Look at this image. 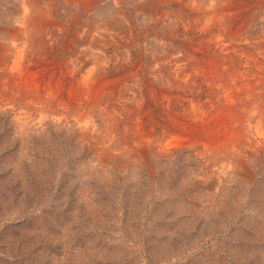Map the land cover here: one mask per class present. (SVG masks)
Wrapping results in <instances>:
<instances>
[{"label": "rangeland", "instance_id": "rangeland-1", "mask_svg": "<svg viewBox=\"0 0 264 264\" xmlns=\"http://www.w3.org/2000/svg\"><path fill=\"white\" fill-rule=\"evenodd\" d=\"M0 58V264H264V0H0Z\"/></svg>", "mask_w": 264, "mask_h": 264}, {"label": "bare ground", "instance_id": "bare-ground-1", "mask_svg": "<svg viewBox=\"0 0 264 264\" xmlns=\"http://www.w3.org/2000/svg\"><path fill=\"white\" fill-rule=\"evenodd\" d=\"M75 1V0H74ZM43 3V2H42ZM44 4V3H43ZM45 4H48V3H45ZM41 9V8H40ZM48 11V10H47ZM47 13V12H46ZM45 13V14H46ZM53 19V18H52ZM50 22H52V21H50ZM55 23V22H54ZM18 27V26H17ZM20 27V26H19ZM42 27V26H41ZM46 27V26H45ZM61 28V27H60ZM15 29H17V28H15ZM44 29V28H43ZM13 33H14V31H13ZM27 36H28V34H27ZM51 36V35H50ZM67 38V37H66ZM25 39H27V38H25ZM104 42V41H103ZM105 43H106V41H105ZM44 47V46H43ZM40 48V47H39ZM13 49H14V47H13ZM22 49V48H21ZM6 50V49H5ZM18 51H20V50H18ZM68 51V50H67ZM2 52V51H1ZM5 54V53H4ZM10 54V53H9ZM2 56V55H1ZM40 56H41V54H40ZM204 58V57H203ZM249 58V57H248ZM1 59V58H0ZM47 60V59H46ZM63 60V59H62ZM14 62V61H13ZM58 62V61H57ZM71 62V61H70ZM251 62V61H250ZM6 63V62H5ZM17 63V65H16V68L15 69H17V70H20L21 69V67H22V64H23V60H22V58L18 61V62H16ZM39 63V62H38ZM46 63V62H45ZM48 63V62H47ZM50 63V62H49ZM56 63V62H55ZM63 63V62H62ZM67 63V62H66ZM103 64V63H102ZM105 64V63H104ZM255 64V63H254ZM24 65V64H23ZM40 65H42V63L40 64ZM52 66V65H51ZM248 66V65H247ZM35 67V66H34ZM43 67H45L44 66V63H43ZM106 67V66H105ZM47 68V67H46ZM62 68V67H61ZM74 68V67H73ZM255 68H257V67H255ZM43 69V68H42ZM45 69V68H44ZM41 71V70H40ZM48 71V70H47ZM46 71V72H47ZM51 71V70H50ZM63 71V70H62ZM103 71V70H102ZM2 72V71H1ZM16 72V71H15ZM37 72V71H36ZM55 72V71H54ZM40 73V72H39ZM50 73V72H49ZM67 73V72H66ZM2 74V73H1ZM4 74V73H3ZM26 74V73H25ZM56 74V73H55ZM74 74V73H73ZM79 74V73H78ZM135 74H136V72H135ZM40 75V74H39ZM45 75H48V74H45ZM259 75V74H258ZM261 75V74H260ZM36 76V75H35ZM107 76V75H106ZM239 76V75H238ZM246 76V75H245ZM60 77H61V75H60ZM104 77V76H103ZM260 77V76H259ZM23 78V77H22ZM48 78V77H47ZM69 78V77H68ZM101 78V77H100ZM238 78V77H237ZM50 79V78H49ZM70 79V78H69ZM103 79V78H102ZM41 80V79H40ZM90 80H91V77H86L85 78V83L86 84H88L89 82H90ZM215 80V79H214ZM257 80V79H256ZM37 81V80H36ZM73 81V80H72ZM259 81V80H258ZM53 82V81H52ZM59 82V81H58ZM95 82V81H94ZM101 82V81H100ZM24 83V82H23ZM36 83V82H35ZM106 83V82H105ZM154 83V82H153ZM20 84V83H19ZM24 84H26V83H24ZM59 84V83H58ZM66 84V83H65ZM72 84V83H71ZM27 85V84H26ZM29 85V84H28ZM27 85V86H28ZM73 85H74V83H73ZM79 85V84H78ZM82 85V84H81ZM100 85H103V84H100ZM152 85V84H151ZM29 86H31V82H30V85ZM28 86V87H29ZM37 86V85H36ZM110 86V85H109ZM108 86V87H109ZM52 87V86H51ZM258 87V86H257ZM34 88V87H33ZM44 88V87H43ZM64 88V87H63ZM156 88V87H155ZM76 89V88H75ZM79 89V88H78ZM87 89V88H86ZM235 89V88H234ZM24 90V89H23ZM27 90V89H26ZM73 90V89H72ZM77 90V89H76ZM151 90V89H150ZM162 90V89H161ZM233 90V89H232ZM110 91V90H109ZM108 91V92H109ZM71 92V91H70ZM98 92H100L99 90H98ZM106 92V91H105ZM155 92H157V91H155ZM161 92H163V91H161ZM160 92V93H161ZM165 92V91H164ZM19 93V92H18ZM25 93V92H24ZM74 92H72V94H73ZM170 93V92H169ZM233 93V92H232ZM27 94H29V93H27ZM53 94V93H52ZM159 94V93H158ZM24 95V94H23ZM83 95V94H82ZM98 95H100V94H98ZM109 95V94H108ZM162 95V94H161ZM166 95V94H165ZM241 95V94H240ZM26 96V95H25ZM58 96V95H57ZM64 96V95H63ZM74 96V95H73ZM24 97V96H23ZM27 97V96H26ZM97 97V96H96ZM163 97V96H162ZM226 98H228V97H226ZM14 99V98H13ZM20 99V98H19ZM162 99V98H161ZM164 99V98H163ZM20 100H22V99H20ZM94 101V100H93ZM103 101V100H102ZM165 101V100H164ZM67 102H68V100H67ZM77 102V101H76ZM18 103V102H17ZM26 103V102H25ZM89 103V102H88ZM87 104V103H86ZM93 104V103H92ZM231 104V103H230ZM84 105V104H83ZM199 105V104H198ZM227 105V104H226ZM25 106H26V104H25ZM55 106V105H54ZM21 107V106H20ZM74 107V106H73ZM205 107V106H204ZM203 107V108H204ZM42 108V107H41ZM71 108V107H70ZM47 109V108H46ZM82 109V108H81ZM59 110V109H58ZM201 111V110H200ZM66 113V112H65ZM69 115V114H68ZM48 116V115H47ZM45 117V116H44ZM63 117V116H62ZM68 117V116H67ZM88 117V116H87ZM45 119V118H44ZM94 119V118H93ZM63 120V119H62ZM75 120V119H74ZM64 121V120H63ZM84 124V123H83ZM93 124V123H92ZM264 124V123H263ZM260 125V124H259ZM256 126V125H255ZM258 126V125H257ZM264 128V127H263ZM88 129V128H87ZM262 129V128H261ZM89 130V129H88ZM262 131V130H261ZM263 132V131H262ZM261 132V133H262ZM148 136V135H147ZM263 136V135H262ZM211 137V136H210ZM214 137V136H213ZM217 137V136H216ZM224 137V136H223ZM155 138V137H154ZM178 138V137H177ZM180 138V137H179ZM189 138V137H188ZM212 138V137H211ZM211 138H210V140H211ZM143 139V138H142ZM152 139V138H151ZM185 139V138H184ZM204 139H205V137H204ZM215 139V138H214ZM218 139V138H217ZM235 139V138H234ZM263 139V138H262ZM187 140V139H186ZM146 141V140H145ZM170 141V140H169ZM211 141H213V140H211ZM215 141V140H214ZM231 141V140H230ZM227 143V142H226ZM166 144V143H165ZM184 144H186V143H184ZM226 145V144H225ZM229 145V144H228ZM162 146V145H161ZM204 146H207V145H204ZM170 147H171V144H170ZM212 150H213V148H212ZM209 152V151H208Z\"/></svg>", "mask_w": 264, "mask_h": 264}]
</instances>
